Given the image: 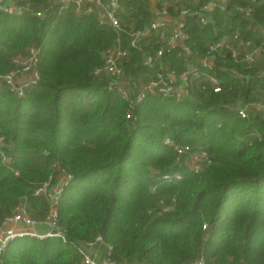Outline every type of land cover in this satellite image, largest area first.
I'll return each mask as SVG.
<instances>
[{"label": "trees", "instance_id": "1", "mask_svg": "<svg viewBox=\"0 0 264 264\" xmlns=\"http://www.w3.org/2000/svg\"><path fill=\"white\" fill-rule=\"evenodd\" d=\"M16 1L43 15L0 11V75L34 45L39 77L21 94L0 81V225L19 204L34 220L45 219L49 199L34 191L56 185L60 173L70 179L57 205L65 237L16 236L0 264H80L78 243L97 236L119 264H188L201 255L204 264H264V118L236 113L247 103L264 104V51L247 63L220 47L212 70L201 64L222 35L264 44V0H228L224 10L206 13L205 23L195 10L208 0H119L120 31L95 12ZM164 1L192 11L184 18L189 52L165 48L157 58V32L131 46L127 30L148 26ZM117 39L128 50L121 65L136 90L140 77H154L160 65L180 74L188 63L203 74L189 75L185 98L155 91L131 106L107 89L108 77L93 73ZM143 53L155 57L151 66ZM210 73L220 81L218 92ZM167 136L207 151L209 163L199 171L183 157L176 163Z\"/></svg>", "mask_w": 264, "mask_h": 264}, {"label": "built area", "instance_id": "2", "mask_svg": "<svg viewBox=\"0 0 264 264\" xmlns=\"http://www.w3.org/2000/svg\"><path fill=\"white\" fill-rule=\"evenodd\" d=\"M48 3L59 5L60 9H71L75 14L95 12L98 15L100 23L108 24L117 31L123 30L120 23L118 12L120 11L119 0H47ZM196 1V0H192ZM228 0H208L200 9L195 10L199 14L201 23L207 21L206 13L218 8L224 10ZM169 5V4H168ZM163 2L161 8H154V17L149 21L148 26L143 29L127 30L129 35L128 43L131 46H137L138 41L147 36L149 32L154 31L159 34L162 41V46L156 51L155 57H160L164 53V49L179 47L182 51L189 52L186 40L188 34L184 27V18L191 14L192 11L188 7L177 9L176 4L172 7ZM238 10L244 15L249 14L246 8L238 7ZM0 11L9 14H21L23 12H34L36 16H42L41 9H33L30 2L19 4L16 0H0ZM261 34L264 38V28L261 29ZM264 44L254 46L250 41H241L235 33L232 36L222 35L219 39L212 41L208 46L209 55L201 60L202 66L212 70L213 67V51L217 48L224 47L231 51L233 58L241 56L247 62H253L263 49ZM39 49L31 45L28 48L26 56L16 58V68L5 75H0V81H3L11 90L21 94L23 87L30 83H35L38 79L37 64ZM128 56V50L121 46L120 39H117L116 44L107 48L103 52V63L94 70L96 76L108 77L107 89L117 91L120 96L129 102L132 106L139 103L146 93L159 91L165 96H174L177 99L185 98L188 95L189 75L203 74L197 70L195 66L185 68L180 74H176L174 70H170L162 65L159 66V71L149 81L141 82L139 89L130 83L126 78L122 68V60ZM155 57L151 54L143 53L144 64L151 66L155 61ZM264 75V69L261 71ZM213 87L214 92L220 90V81L214 74H205ZM258 111L264 118V104L247 103L236 108L238 116L245 118L248 116V111ZM130 117V113L127 114ZM2 139L0 138V141ZM164 143L174 149L180 158H184L187 166L194 171H199L204 164L209 163V155L205 150H193L189 144H179L170 137L164 138ZM165 179H170L169 176H164ZM175 178H180L175 175ZM51 179V177H50ZM70 179V175L60 173L56 185H51L50 181L45 182L42 186L34 191V194H44L49 199V210L45 219L41 221L34 220L24 204L17 205L9 216H7L0 225V254L7 247L10 240L19 235H31L36 237H65L64 229L59 225L57 220V205L59 196L62 192V187ZM166 207L165 209H168ZM164 209V210H165ZM43 226L44 231L38 232L37 227ZM82 259L80 264H119L112 257V246L105 243L101 236L95 237L93 240L80 241L78 243ZM100 247L104 248L103 253ZM188 264H204L203 256Z\"/></svg>", "mask_w": 264, "mask_h": 264}, {"label": "rangeland", "instance_id": "3", "mask_svg": "<svg viewBox=\"0 0 264 264\" xmlns=\"http://www.w3.org/2000/svg\"><path fill=\"white\" fill-rule=\"evenodd\" d=\"M152 3H153V0H152ZM149 79H150L149 77H147V78H142V77H140L141 82H143V81H144V82H145V81L147 82V81H149ZM180 161H181V160H180V157L177 155L176 163H177V162H180ZM184 162H185V161H184ZM185 163H186V162H185ZM186 164H187V163H186ZM176 179H178V178H176ZM37 238H40V237H37ZM42 238H43V237H42Z\"/></svg>", "mask_w": 264, "mask_h": 264}, {"label": "crops", "instance_id": "4", "mask_svg": "<svg viewBox=\"0 0 264 264\" xmlns=\"http://www.w3.org/2000/svg\"><path fill=\"white\" fill-rule=\"evenodd\" d=\"M156 2H157V0H153V3H152V4L155 5ZM164 2H165L166 5L169 4L168 1H164ZM44 229H45V228H43V226H38V227H37V231H38V232H41V233L44 231Z\"/></svg>", "mask_w": 264, "mask_h": 264}]
</instances>
